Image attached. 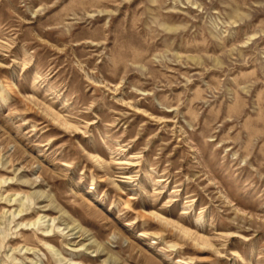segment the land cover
<instances>
[{"label":"rangeland","instance_id":"rangeland-1","mask_svg":"<svg viewBox=\"0 0 264 264\" xmlns=\"http://www.w3.org/2000/svg\"><path fill=\"white\" fill-rule=\"evenodd\" d=\"M0 264H264V0H0Z\"/></svg>","mask_w":264,"mask_h":264},{"label":"bare ground","instance_id":"bare-ground-1","mask_svg":"<svg viewBox=\"0 0 264 264\" xmlns=\"http://www.w3.org/2000/svg\"><path fill=\"white\" fill-rule=\"evenodd\" d=\"M20 185H22V186H24V187H28V186H31V185H27V184H24V183H20ZM12 199H9V201H11ZM24 211V208L22 207L19 211H18V214H20V213H22ZM43 211L45 212V211H48V212H57L58 210L52 205V204H50V205H47V206H45L44 208H43ZM64 214V213H63ZM48 215H46V217H47ZM44 216H41V215H39V217L37 218V220L36 221H33V222H31V221H27V222H25V221H23L21 224H27V225H32V224H38L39 222H40V218H43ZM56 220V217H53V221H55ZM71 220H73V219H71ZM73 222L75 223L76 221L75 220H73ZM80 227V225L78 224L76 227H74L73 229H77V228H79ZM67 228H69V227H67ZM66 229V228H65ZM64 229V230H65ZM72 229V230H73ZM53 230V229H52ZM72 230H70V231H68L67 233H63L64 234V237H65V239H69V237L72 235V234H70L71 233V231ZM76 234H79L78 235V237H75L74 239H80V241L79 242H82V240H84L85 238H83V236L84 235H86V232H85V230L83 229V228H81ZM43 236L46 238V239H48V240H53V241H55V237L57 236V234L54 232V234H50V233H47V234H43ZM70 240V239H69Z\"/></svg>","mask_w":264,"mask_h":264}]
</instances>
